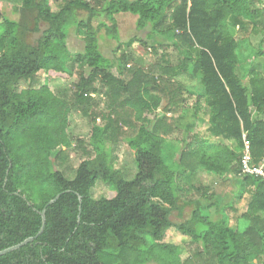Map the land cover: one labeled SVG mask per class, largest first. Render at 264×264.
<instances>
[{
	"label": "trees",
	"instance_id": "16d2710c",
	"mask_svg": "<svg viewBox=\"0 0 264 264\" xmlns=\"http://www.w3.org/2000/svg\"><path fill=\"white\" fill-rule=\"evenodd\" d=\"M0 3L17 15L0 10V251L37 236L46 215L43 233L0 264H264V180L241 174L243 134L252 163L264 161V0ZM121 13L137 16L145 36L122 41ZM71 28L82 52L69 48ZM105 39L115 53L138 43L157 60L144 65L128 50L107 57ZM42 72L76 76L72 96L42 84ZM187 80L203 91L194 95ZM188 110L170 157L173 122ZM74 112L89 121L86 139L69 133ZM120 140L137 162L132 180L115 167ZM78 149L84 158L70 168L69 151ZM201 172L214 185L197 181ZM98 181L111 196L95 198ZM219 185L232 190L220 194ZM171 229L203 251L177 259L183 247L168 242Z\"/></svg>",
	"mask_w": 264,
	"mask_h": 264
},
{
	"label": "rangeland",
	"instance_id": "374dc122",
	"mask_svg": "<svg viewBox=\"0 0 264 264\" xmlns=\"http://www.w3.org/2000/svg\"><path fill=\"white\" fill-rule=\"evenodd\" d=\"M8 2H12V1H8ZM0 10L9 18L11 19H17V15L13 13V8L12 5L10 3H6V4H2L0 3ZM86 14H82V17L85 18ZM117 19V21L119 22V28H120V38L122 41L126 42L128 41L130 38L134 37L135 35H140V36H145V34L143 33H138L136 31V22L138 20V17L129 13H121L119 15H116L115 17ZM73 30V31H72ZM75 29L71 28L70 29V33H69V40H68V45L69 48L72 52H82L83 51V43L81 42V39L78 38L75 35ZM71 36V37H70ZM100 39L102 41L103 37L102 35L100 36ZM116 43L114 41L105 39V41H103L102 43V49L103 52L105 53V55L107 57L110 58H116L119 57L123 52L127 51L128 49H126L125 47H121L120 50H118L116 53L114 52V49L116 48ZM133 56L134 59L141 57L144 65H151L154 62H156L157 58L151 53V52H146L145 50H143L141 48V46H139L138 43H135L132 48L130 50H128ZM170 53L173 57L174 60V64L176 63L178 57H177V53L171 49ZM114 54L116 56H114ZM243 53L240 55V58L243 60ZM262 63H264L261 60ZM133 61H130L128 64V66H133ZM127 66V68H129ZM116 72V71H115ZM39 81L43 84L46 83L50 85V87H52V89H54V91L60 95V96H65L66 98L71 97L74 91V84L77 81V77L74 76L72 79L69 80H62V79H51V80H47V77L45 76V74L42 72L39 74L38 76ZM184 81V80H183ZM185 84H187V86L190 87L191 91H193L194 95L195 94H200L203 91V87L201 86V84L198 81H195L193 84L190 81H185ZM100 101L99 104L101 105V109L104 107V101L103 99H99ZM195 101V97H193L190 101H189V105L192 106V104H194ZM189 113L187 114H183L184 115V119L182 120H176V118H171L172 115H168V117L172 120H176V122H173V126H175V130L173 132V134L170 136V140L175 143V144H170V148L168 151V155L170 157H173L175 155V153H177L180 149L181 146V142L183 140V138H185V134H184V130L187 126V124L190 123V112L192 110H188ZM204 119V121H207V117L204 116V113L202 112L199 115V118ZM195 131H199V132H204L206 130V125H203L201 123H197L196 127L194 128ZM69 133L75 137L78 138H82V139H86L90 136L91 133V126L89 124V121L86 118H83L82 114L80 112H74L71 114L70 117V126H69ZM187 141H190V135L187 138ZM70 159L67 162V166L70 168H74L76 167L80 161L83 160L84 155H83V151L78 149V150H70ZM113 155L115 158V167L116 168H120L123 169L125 172H127V180H132L136 173H137V162L135 160V157L133 155V152L131 151V149L129 148L128 144L126 141L124 140H120L118 143H114L113 144ZM72 174V173H70ZM69 174V175H70ZM71 179L74 177L73 176H69ZM197 181H199L200 183H202L203 185H214V176L209 175L205 172H201L198 176H197ZM216 185V184H215ZM110 187L112 186H108L105 185L102 181H98L97 186L94 189V196L96 199H99L103 196L109 197L112 195V191L110 190ZM220 194L224 193L225 191L230 192L232 190V187L230 186H224L221 187L220 185L217 186L216 189ZM189 211V212H188ZM186 212V215L184 217V219L188 218L190 215V210H188ZM172 221L174 223H180L181 221H183V219H180L177 213H174L172 215ZM168 242L170 243H176L178 245H181L183 247V251L182 253H180L181 255H177V259L179 258L180 260L185 259L186 257L192 255V253L190 252V250H192L195 245L191 244L190 240H185L184 237L177 232V230L175 229H171L168 233ZM151 264H155V263H151Z\"/></svg>",
	"mask_w": 264,
	"mask_h": 264
},
{
	"label": "built area",
	"instance_id": "2783aa9c",
	"mask_svg": "<svg viewBox=\"0 0 264 264\" xmlns=\"http://www.w3.org/2000/svg\"><path fill=\"white\" fill-rule=\"evenodd\" d=\"M243 141L245 143V154L241 160V174L260 177L264 180V161L260 165H254L250 153V143L246 134H243Z\"/></svg>",
	"mask_w": 264,
	"mask_h": 264
},
{
	"label": "water",
	"instance_id": "95a60500",
	"mask_svg": "<svg viewBox=\"0 0 264 264\" xmlns=\"http://www.w3.org/2000/svg\"><path fill=\"white\" fill-rule=\"evenodd\" d=\"M55 200H56V199L51 200L49 204L54 203ZM41 216H42V227H41V230H40V232L38 233V235L35 236V237H30V238L26 239L25 241H23L22 243H20V244H18V245H15V246H13V247H10V248H8V249H5V250H3V251H0V257L3 256V255H5V254H7V253H10V252H13V251L19 250L20 248L26 246L27 244H30V243L34 242V241L38 238V236L41 235V234L43 233V231H44V229H45V226H46V215H45V211H43V212L41 213Z\"/></svg>",
	"mask_w": 264,
	"mask_h": 264
},
{
	"label": "crops",
	"instance_id": "0c3cea01",
	"mask_svg": "<svg viewBox=\"0 0 264 264\" xmlns=\"http://www.w3.org/2000/svg\"><path fill=\"white\" fill-rule=\"evenodd\" d=\"M202 251L201 250H198L196 248H193L192 250H190V252L193 253V254H198V253H200ZM202 264H208L207 261H206V259L202 260Z\"/></svg>",
	"mask_w": 264,
	"mask_h": 264
}]
</instances>
